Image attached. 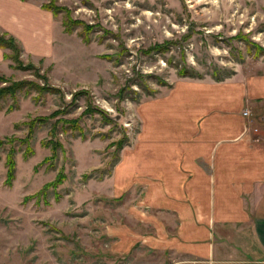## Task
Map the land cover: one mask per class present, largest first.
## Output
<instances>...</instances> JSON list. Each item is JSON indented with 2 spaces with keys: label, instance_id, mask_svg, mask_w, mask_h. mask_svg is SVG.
Here are the masks:
<instances>
[{
  "label": "rangeland",
  "instance_id": "374dc122",
  "mask_svg": "<svg viewBox=\"0 0 264 264\" xmlns=\"http://www.w3.org/2000/svg\"><path fill=\"white\" fill-rule=\"evenodd\" d=\"M15 1L44 31L0 28L15 49L0 47V264H264L238 255L233 230L213 263L145 245L155 212L126 183L141 129L264 77V0ZM238 114L264 127L262 100L244 96Z\"/></svg>",
  "mask_w": 264,
  "mask_h": 264
},
{
  "label": "crops",
  "instance_id": "0c3cea01",
  "mask_svg": "<svg viewBox=\"0 0 264 264\" xmlns=\"http://www.w3.org/2000/svg\"><path fill=\"white\" fill-rule=\"evenodd\" d=\"M29 17L19 2L0 0L2 30L43 41L44 28H30ZM237 87L219 110L207 103L184 112L181 122L169 118L173 126L141 129L139 159L125 171L132 177L125 175V184L141 186L142 205L155 212L147 218L155 232L145 245L187 263L217 262L232 230L229 243L238 255L264 256V127L250 133L238 114L244 96L264 104V77Z\"/></svg>",
  "mask_w": 264,
  "mask_h": 264
},
{
  "label": "trees",
  "instance_id": "16d2710c",
  "mask_svg": "<svg viewBox=\"0 0 264 264\" xmlns=\"http://www.w3.org/2000/svg\"><path fill=\"white\" fill-rule=\"evenodd\" d=\"M13 44H14L13 38L8 37L7 39H4L3 38V35L0 36V47L1 48H8L10 50H14L15 51V49L13 47ZM26 84L27 83H16V84H13L12 86H13V89H14L15 87H18L19 88L22 85H26ZM6 90L7 91H10V88H2V89H0V94H2L3 92H5ZM73 122H75V121H73ZM62 123H63V121H62ZM64 123L70 124L69 126H71L72 129H75L76 128V125L75 124L72 125L69 122H64ZM0 145H1V142H0ZM6 168H7V180H9V179H11L12 174H13V161H12V159H11L10 156L7 157V160H6Z\"/></svg>",
  "mask_w": 264,
  "mask_h": 264
}]
</instances>
